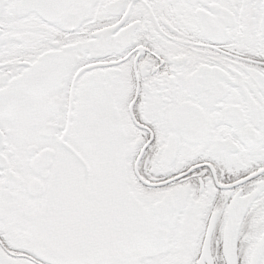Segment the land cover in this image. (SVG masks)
Instances as JSON below:
<instances>
[{
  "label": "snow or ice",
  "instance_id": "obj_1",
  "mask_svg": "<svg viewBox=\"0 0 264 264\" xmlns=\"http://www.w3.org/2000/svg\"><path fill=\"white\" fill-rule=\"evenodd\" d=\"M0 264H264V0H0Z\"/></svg>",
  "mask_w": 264,
  "mask_h": 264
}]
</instances>
